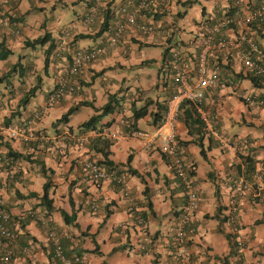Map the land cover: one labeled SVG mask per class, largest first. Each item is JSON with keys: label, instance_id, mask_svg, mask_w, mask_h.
<instances>
[{"label": "crops", "instance_id": "obj_1", "mask_svg": "<svg viewBox=\"0 0 264 264\" xmlns=\"http://www.w3.org/2000/svg\"><path fill=\"white\" fill-rule=\"evenodd\" d=\"M94 1L13 0L0 6V41L4 40L12 52L0 59V75L14 64L10 59L13 54L19 62L8 81L0 83V127L8 118L13 125L32 119L31 127L38 133L34 142L23 143L8 139L0 130V155L7 156L10 150L21 152L53 170V210L46 212L39 198H21L30 192L41 194L45 177L39 165L27 160L13 161L10 167L0 164L5 208L21 220L30 215L18 230L11 264H63L48 237L51 229L57 231L70 264H179L174 258L173 229L185 196L170 160L143 139H109V160L121 171L125 185L93 181L84 163L103 159L96 147L101 144L98 139L106 136L94 135L92 129L80 125L105 105L109 95L116 94L114 111L101 118L93 130L124 134L140 129L151 133L162 120L165 103L173 92L176 66L166 58L176 53L180 64L193 69L200 45L199 26L220 16L234 0H167L163 10L139 17L115 48L79 71L73 77L72 93L47 106L48 94L66 71L73 51L104 43L115 29L124 0H101L94 21L84 24L82 18ZM246 1L251 6L264 4V0ZM74 4L83 13L74 14L64 26L59 25L64 14L59 13L58 21L49 25L34 15L38 10L62 11ZM13 22H17L18 35L10 34ZM144 24H152L154 32H144L140 28ZM46 34L48 40L40 48L25 46V41ZM156 48H161L157 56L153 52ZM211 63L218 65L221 82L204 93L201 106L207 119L197 122L182 104L177 124V152L198 195L183 243L193 264H264V188L256 179L261 175L264 183V105L258 103L264 98V88L254 87L242 77L233 78L236 73L245 75L236 50ZM152 66L158 72L153 84H141L136 77L137 83L127 85L126 77L120 74ZM36 84L40 89L24 109L18 110L23 94ZM76 105L78 109L68 122L55 127L53 122ZM144 105L146 114L134 119L133 112ZM82 110L85 117L77 114ZM36 111L40 114L34 118ZM63 131L85 133L89 138L84 143L60 140L57 136ZM241 178L250 188L238 196L234 186ZM61 211L73 214L74 220L65 221ZM75 257L82 262H75Z\"/></svg>", "mask_w": 264, "mask_h": 264}, {"label": "built area", "instance_id": "obj_2", "mask_svg": "<svg viewBox=\"0 0 264 264\" xmlns=\"http://www.w3.org/2000/svg\"><path fill=\"white\" fill-rule=\"evenodd\" d=\"M13 0H0V6ZM235 9L233 12L222 11V14L211 20L209 23H202L198 28L200 45L193 69H189L179 63V56L175 53L173 61L176 66L174 75L173 92L165 103L162 120L154 127L151 133H146L140 129H131L127 133L117 134L108 130L99 132L92 130L94 135H103L110 140L121 138L143 139L145 143L156 145L162 153L170 158L174 174L180 179L185 204L176 218L173 229L174 258L179 264H193L189 260L187 247L183 243L185 237V226L197 207L198 195L195 189V183L188 168L177 152V124L179 121L181 107L184 102L193 104L200 118L207 119L206 112L201 104L205 91L217 88L221 82V71L217 64L211 63V60L219 57L221 54H228L231 50H236L245 74L251 73L264 81V41L259 43L248 37L245 29L252 23H258L264 26V4L250 7L246 0H234ZM102 5L101 0H95L88 13L82 18L84 24H90L96 18ZM167 5V0H124L118 8L119 20L113 32L107 40L97 46L86 49H75L71 56L67 69L62 73L46 100L47 106H53L63 96L72 93L75 89L73 77L99 58L103 53L109 52L117 45L123 33L137 23L139 17L144 15V11L163 10ZM11 35H18L19 29L17 22H13ZM140 28L147 33L154 32L152 24L141 25ZM232 31V33H227ZM66 36L69 32H64ZM245 44V49H241ZM260 105H264V98L258 100ZM40 114L36 111L33 117ZM32 119H27L21 124H8L0 127L8 139L18 140L21 142H30L37 139L38 135L32 129ZM60 140L78 141L84 143L89 135H75L70 131H63L57 136ZM227 148H231L225 142ZM0 164L8 167L13 164V160L7 156L0 155ZM85 169L93 181L109 180L120 187H124L125 181L122 174L116 170L104 169L95 160H88L84 163ZM12 175V174H11ZM13 176V175H12ZM12 176L10 178H12ZM256 179L261 181V189L264 188L262 176L256 175ZM235 192L238 196H243L250 188V184L245 179H239L235 182ZM126 194V193H125ZM230 220L234 215L229 214ZM21 217L14 218L13 215L4 205L3 197L0 194V263L11 264L14 247L17 242L18 230L20 228ZM142 219H140V223ZM54 247V254L62 261L63 264H70L62 251L61 243L58 239V233L51 229L48 233ZM75 262H82L79 257L74 258Z\"/></svg>", "mask_w": 264, "mask_h": 264}, {"label": "trees", "instance_id": "obj_3", "mask_svg": "<svg viewBox=\"0 0 264 264\" xmlns=\"http://www.w3.org/2000/svg\"><path fill=\"white\" fill-rule=\"evenodd\" d=\"M189 2H191V1H188L185 4H187ZM249 6L250 7H255V6H251L250 4H249ZM256 6H258V5H256ZM235 7L236 6H235L234 1H233L232 6H230L229 8H227L225 10L228 11L229 13H231V12L234 11ZM99 11H100V9H99ZM156 12H158V11H156ZM144 13H147L148 15L149 14L155 15V13L151 9L145 10ZM245 32L248 35V37L251 38L252 40H255V41L259 42V43H262V42L259 41L257 36L260 35V37L264 39V26L263 25L258 24V23H252V24L249 25V27L247 29H245ZM47 37H48V35L46 34V35H43L41 37H37V38H35L33 40H30V41L27 40V41H25L24 44L27 47L42 46L43 44H45L47 42V40H48ZM245 47H246L245 44H242L241 49L244 50ZM231 51H233V50H231ZM231 51H230V53H231ZM10 54H12L11 50L7 48V46L5 45L4 40H1L0 41V59L4 60ZM166 59L167 60L171 59L170 62L172 63V65L174 64L172 55H169V57H167ZM46 60H47V58H46ZM171 63H170V65H171ZM18 66H19V62L18 61L16 63L12 64L11 66H9V69L0 75V83L8 81L10 76L16 72ZM46 66H47V63H46ZM234 76L235 77H233V78H236V77H240L241 78L242 77V78H245V79L249 80L254 87L264 88V81L261 78L255 76V75H253L251 73H246L244 76H242V74H240V73H236V74H234ZM39 89H40V84H36L33 87H31L29 90H27L23 94L21 99L19 100L18 110L24 109L29 104L30 100L35 96L36 92ZM49 96H50V92L48 94V97ZM115 96H116V94L109 95V100L105 103V105H103V107H101V109H95L96 113L93 114L89 119H87L86 121L81 123L80 126L83 129H92V130L95 129L97 127V124L101 120V118H103L107 114H109V113L114 111V109H115V103L114 102L117 101V103H118V99ZM85 104H87V103H85ZM183 104H184L183 106L188 107V110L190 111L191 115L193 117L195 116L196 117V121L199 122L200 115L197 112L196 108L193 106V104H191L189 102H184ZM77 109H78L77 105L71 107L67 112L62 114L56 121L53 122L54 126L56 127L59 124L67 123L68 120H69L70 115L73 114ZM146 112H147V106L144 105L141 108H139L138 110H135L133 112V118L134 119H138L141 116H144L146 114ZM9 122H10V118L5 120V124L6 125H8ZM262 126L264 128V124ZM36 134H38V133L36 132ZM2 138H3V136L0 134V139H2ZM34 141L23 142V143H31V142H34ZM97 142L101 143V144H99L100 147H96V148L98 149L99 152L102 153V156H103V159L101 161L97 162V163L99 165H101V166L104 165L109 170H115L116 168L112 165V161L109 160V146H110V143H111L110 140L108 138L104 137V138L98 139ZM6 144H7V141H6ZM162 154H163V156L165 158L170 160V158L167 155H165L164 153H162ZM7 156L11 157V159L13 161L27 160V161H30V162H36L39 165L40 172L45 177V182L43 183L41 194L39 195V194H37L35 192H30L27 195H22V196L20 195V196H21L22 199H26V198H30V197L39 198V200H40L39 205H41L46 210V212L47 211H52L53 210V205H52L53 204V199L50 197V189L52 188L53 183L51 181V175L50 174L53 173V170L51 168H49V167H46V165H45V163L43 161H40L39 159L31 160L29 155L23 154L21 152H14V151L10 150ZM129 162H130V158L127 160V163H129ZM170 163H171V161H170ZM249 164H250L251 168H253L252 165H251V162ZM249 164H248V168L251 169ZM130 170H131L130 172L132 174H137L134 169H130ZM120 172L121 171H119V172L117 171V173L121 174ZM180 185L182 186L181 181H180ZM182 190H183V188H182ZM181 210H180V212H181ZM180 212H179V214H180ZM61 213H62L63 218H64L65 221L68 222L69 218H72V217H73L72 221L74 220V215L73 214H67L64 211H61ZM28 216H30V215H27L24 218L25 221H24V219L20 221V224H21L20 227L25 226V222L27 220L26 218ZM14 218H16V217H14ZM22 221H24L23 225H22ZM62 251H63V249H62ZM63 254H65L64 251H63ZM65 256H67V255L65 254Z\"/></svg>", "mask_w": 264, "mask_h": 264}, {"label": "rangeland", "instance_id": "obj_4", "mask_svg": "<svg viewBox=\"0 0 264 264\" xmlns=\"http://www.w3.org/2000/svg\"><path fill=\"white\" fill-rule=\"evenodd\" d=\"M60 8L56 9V13L53 12L50 8H47L45 10H38L36 13H34V15H37L39 17L42 18V21L47 20V24L49 25L50 23H55L58 21V19L56 17H58L59 13L60 14H64L65 15V19H61L62 21L59 22V25H66V22H68L70 19L74 18V14L81 15L83 13V10H81V7L74 4L73 6H69V7H65L62 9V11L60 10ZM75 11V13L73 12ZM53 15L55 16V18H53ZM53 34H55V32H53ZM38 48H40V46H38ZM16 50V49H15ZM161 48H156L153 50L155 56H157L158 54H160ZM14 56H11L10 59H14L16 63V59L17 56L15 54H13ZM10 66V65H9ZM157 69L152 66V67H142V68H138L136 70H131L129 71V73H127L125 70L121 71L120 74L124 77H126L127 79V85L130 84H134L136 81V77L140 79V83L143 84V82L145 81L148 84H153L156 76H157ZM164 74H168V70L164 69L163 71ZM163 73H161V77H163ZM45 79V78H44ZM46 80V79H45ZM47 81H45L46 83ZM79 117H85V111L82 110L79 113H77ZM1 194V193H0ZM2 196V195H1Z\"/></svg>", "mask_w": 264, "mask_h": 264}]
</instances>
